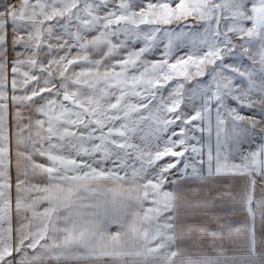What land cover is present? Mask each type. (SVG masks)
Here are the masks:
<instances>
[{
    "label": "snow or ice",
    "instance_id": "1",
    "mask_svg": "<svg viewBox=\"0 0 264 264\" xmlns=\"http://www.w3.org/2000/svg\"><path fill=\"white\" fill-rule=\"evenodd\" d=\"M0 264H264V0H0Z\"/></svg>",
    "mask_w": 264,
    "mask_h": 264
},
{
    "label": "crops",
    "instance_id": "2",
    "mask_svg": "<svg viewBox=\"0 0 264 264\" xmlns=\"http://www.w3.org/2000/svg\"><path fill=\"white\" fill-rule=\"evenodd\" d=\"M214 211L221 215L226 217L227 222L232 223L234 226H238L242 224L245 220V214L239 211H233V208L231 205L227 204H220L218 205ZM206 219L205 217L195 216L192 218L193 222L199 223ZM212 227H215V225H211ZM115 229H113L114 231ZM182 247L189 251H195L196 249L192 248L191 241H184L182 242ZM225 247L229 250V254H231L232 249L235 247L232 244H226ZM204 251H210V248L207 244L203 245Z\"/></svg>",
    "mask_w": 264,
    "mask_h": 264
}]
</instances>
